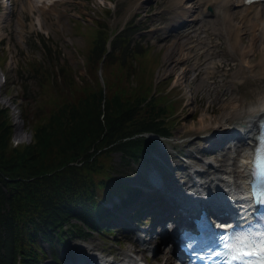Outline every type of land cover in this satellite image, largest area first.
Returning <instances> with one entry per match:
<instances>
[{
    "label": "trees",
    "instance_id": "16d2710c",
    "mask_svg": "<svg viewBox=\"0 0 264 264\" xmlns=\"http://www.w3.org/2000/svg\"><path fill=\"white\" fill-rule=\"evenodd\" d=\"M133 24L113 37L109 52L115 31L91 27L84 56L89 79L81 76V84L76 68L41 39L40 61L30 70L39 92L24 88L19 95L23 118L35 121L31 142L11 146L7 110L0 107V264H40L41 242L63 244L82 233L72 220L105 231L100 201L109 192L137 193L113 176L112 155L137 161L155 147L144 134L171 136L176 103L152 94L155 62L146 61L151 54L135 39ZM102 60L104 86L90 79Z\"/></svg>",
    "mask_w": 264,
    "mask_h": 264
},
{
    "label": "rangeland",
    "instance_id": "374dc122",
    "mask_svg": "<svg viewBox=\"0 0 264 264\" xmlns=\"http://www.w3.org/2000/svg\"><path fill=\"white\" fill-rule=\"evenodd\" d=\"M50 1L55 2L53 7H44L40 11L33 10L32 12L26 8L27 4L24 0H0L1 18L4 17L2 20H5L0 24V106L7 110L11 126L10 144L13 147L31 142V125L35 121L34 119L31 120V117V121L28 122L23 118L21 110L23 102H21L19 95L22 96L24 88H26V91H29L30 88L31 90H37L38 88L36 80H31L32 73H30V70L33 63L40 61L39 47L41 46L42 37L49 39L52 53L60 55L61 58L69 62L70 66L76 68L78 76L75 81L81 84L79 79L81 76L89 79L84 72V56L90 46L91 27L106 25L112 30H117L134 20L135 29L145 30L137 39L145 51L149 55L151 54L146 61L151 64L155 62L152 64L154 66L150 74L151 82L154 84L152 91L155 89L157 98L162 96L159 99L167 100L173 105L176 103L174 107L178 115V121L173 120L172 137L168 140L158 141L157 147L146 156L139 158L137 162L123 161L118 153L112 155L115 177L129 186L144 184L148 172L152 169L161 171L163 174L167 173L170 179L174 177L182 178L179 181L187 180L188 172L185 166L200 169L197 167L199 164H197L195 156L198 158L204 156L199 151L201 150L199 147L193 149L190 145V140L199 135V133L193 131L198 126L195 121L196 115L192 111L195 110L196 114L204 112L213 118L217 114V110L213 113L205 112L203 106L196 100L197 97H202L203 100L208 102L207 99L210 97H216L220 100L225 99L229 93H233L234 96L239 97L245 103H249L253 97L264 93V75L255 76L257 71L252 74H245L247 79L239 86V89L231 80L223 83L218 68H214L213 71L219 75L216 85L207 84L209 81L208 72L211 73V71L204 72L205 69L202 68V73L196 75V70H190L193 63L180 64L175 68V72L182 69L188 71L184 74V80H180L177 85L173 77L160 73V69H163L165 65L164 47L167 42L173 40L174 36L179 34L168 35V30L165 28L173 24L178 16L176 6L173 4L175 0H151L147 4L141 3L140 0H47V3ZM184 3L190 7L195 6L191 16L187 18L192 19L201 9L199 7L197 10L198 3L190 0H184ZM207 8L208 6H206L207 17L213 18V12L208 11ZM210 8L212 9V7ZM233 11L235 13L239 12L240 7L235 8ZM8 18L10 19L6 21ZM239 22L240 18L237 17L232 21V24L235 25ZM201 23L203 27L200 30L207 29V35L211 30L221 32L223 27L218 18L213 22ZM190 24V22L187 23V26ZM186 27L185 30L182 29L186 31ZM198 32L199 30L192 34H197V37L204 41L202 44L204 47L203 49L199 47L196 52L206 49L207 46L210 47V44L205 43L204 40L206 33ZM243 35L241 34V37H245ZM216 40L221 41L222 48L216 49V54L219 57L210 58L212 60L216 58L215 61L223 63L227 60L230 61L233 57L237 66H240V61L237 60L235 54H232L225 36L221 34L217 36ZM240 46H247V43L244 42ZM220 50L222 52H219ZM154 56L155 60H153ZM210 64L208 63L207 66L210 67ZM224 69L228 68L224 67ZM145 76H148L147 72ZM231 76H233L234 81L241 80L240 76L234 74V72L231 73ZM96 78L100 81L98 72L95 73V77L90 76V79L94 81H96ZM212 91L214 96L211 94ZM38 92L39 90H37ZM37 93L33 91L32 96H36ZM49 94L50 91H47L44 97V100L48 102L51 98ZM179 101L180 107H177ZM181 102L183 103L182 107ZM220 106L221 102L216 100L215 107ZM202 179L205 180V177ZM72 223L80 227L84 233L78 238H67L63 244H60L56 238L51 244L45 241L41 242L40 244L45 251V257L41 260V264H66L72 261L74 255L79 253V243H86V245L93 247L97 253L99 251L112 253L109 260L111 258L122 259L125 253L138 256L141 260L150 255L149 252L144 254L139 251V248H134L132 242H122L118 230L113 231L111 234H99L85 230L81 223H75L74 221ZM115 242H117V245H114ZM80 255H84V253L81 252ZM152 258L154 264H169L172 261L170 257L165 256L162 252L153 254Z\"/></svg>",
    "mask_w": 264,
    "mask_h": 264
},
{
    "label": "bare ground",
    "instance_id": "6f19581e",
    "mask_svg": "<svg viewBox=\"0 0 264 264\" xmlns=\"http://www.w3.org/2000/svg\"><path fill=\"white\" fill-rule=\"evenodd\" d=\"M24 1L27 4L26 8L30 9L32 12L33 10L40 11L44 9V7L51 8L55 5L54 1H50L49 3H47V0ZM190 1L198 3V8L199 5L200 7H202L199 13H196L192 19H188L187 17L188 14H190L191 16V12L195 10V6L190 7L188 5H185L184 0H175L173 2L178 11L179 20L183 19L181 25L176 29H182L181 26H183L184 22L191 21V24L186 32H183L181 30V33L174 36L175 38L173 36H168L173 37L174 39L167 42L164 47L165 65L163 66V69H160V73L168 77H173L175 79V84L177 85L179 84L180 80H184V74L188 71L182 69L179 72H175V68H177L180 64L193 63L192 68L190 70H196V75L202 73V68L205 69L204 72L211 71V73L208 72L209 81L207 82V84L216 85L219 75L217 74V72L213 71L214 68H218V71L222 75L221 81L223 83H227L231 80L234 85H236L237 89H239V86L246 81L247 77L245 74H252L257 71V74H255V76L264 75V4L257 3L247 5L245 4L244 0ZM206 6L213 7V18L207 17L208 14L205 10ZM236 7H240V11L237 13L233 11V9H235ZM237 17L240 18V22L233 25L232 21L235 20V18L237 19ZM217 18L223 26L221 32L211 30L209 31L210 33L208 34V36L207 29H203V31L200 30L203 27L201 22L209 23L210 21H215ZM9 19L10 18L6 19V21H8ZM2 22L4 21L0 19V24ZM197 30H199L198 33H206L204 35V40L206 41L205 43L210 44V47L207 46L206 49L200 50L198 52L196 51L197 49H199V47L203 49L204 46H202V44L204 43V41L199 39V37H197V34H192L194 32H197ZM241 31L242 33H240ZM221 34H223L227 39L232 54H235L237 60L240 61V66H237V64L234 62L233 57L230 61L227 60L223 63L220 61H215V59L219 57L218 54H216V49L222 48L221 41L216 40V38ZM241 34H244L245 37H241ZM194 42L195 44H193ZM244 42L247 43V46H240ZM219 52H222V50H220ZM189 53L191 54L189 55ZM210 57L216 58L212 60ZM208 63H211L210 67L207 66ZM224 67L228 69H224ZM232 72H234V74H238L241 80L238 79L234 81V79H232L233 76H231ZM211 94L213 95V91L211 92ZM196 100L200 102L205 112L213 113L215 112V110H217V114H215L213 118H211V116L204 112L196 114L195 110L192 111L194 112V115H196L195 121L197 122L198 126L193 129V131L199 133L198 136L190 140V145L193 147V149L200 147V143L203 141H207L205 139H208L211 134L221 129H229L230 127L233 130L234 125H242V127L246 131L245 134L253 136L256 132V124L259 118L264 115V93H260L257 96L253 97L249 103H245L239 97L234 96L233 93H229L225 99L220 100L216 97H210L209 99H207L208 102L203 100L202 97H197ZM216 100L221 102V106L218 108L215 107ZM8 106L12 107L10 105ZM186 106L187 104L185 105V107ZM249 142L250 141H248L247 143ZM226 144L228 143H225V145ZM244 145L248 144L236 145V149L232 151V154L229 153L230 150L228 146H225L222 148L221 153L216 154L214 156L212 155L219 164L218 166H210L206 170L201 172V177H206V181H204L203 184L205 186H209L212 183H215V185H221L223 183L231 182L229 187L233 186V189L235 188L243 190L247 178L246 164L248 161V151L244 150ZM209 155L211 156V154ZM195 158L197 164H199L198 166L204 167L203 165L205 163L203 162V160L198 157ZM187 167L188 165L185 168ZM157 172L158 171H155L154 169L150 170L149 176L151 180L159 179ZM188 189L191 192V186L189 188L186 180L183 179V181L178 182L176 191L186 193ZM199 189H201V187H197L195 189V197L198 196V193L196 192H198ZM172 193L175 196L170 197V200L177 202V194L175 192ZM165 200L163 199V201ZM168 202L170 203V201ZM157 205L166 206V204H163L161 202L157 203ZM166 207L169 210V214H172L174 212L176 213L175 208L171 207V205ZM158 231L159 229L152 230V232L154 233H157ZM91 250L92 249L90 248V246L80 245V251H85L88 255L89 260L85 262L86 264H88L91 259H95V263L93 264H112L110 261L95 256L93 254V251ZM125 257L133 260L131 261L132 264H140L141 259L129 253H125Z\"/></svg>",
    "mask_w": 264,
    "mask_h": 264
},
{
    "label": "snow or ice",
    "instance_id": "6c2138e0",
    "mask_svg": "<svg viewBox=\"0 0 264 264\" xmlns=\"http://www.w3.org/2000/svg\"><path fill=\"white\" fill-rule=\"evenodd\" d=\"M251 188L258 203L264 204V136L259 139L258 146H253L251 156ZM187 245L194 258L205 259L195 248L199 244V235H190ZM216 242L224 249L223 253L211 255L223 256L224 264H264V215H260L255 223L232 226L231 232L216 237Z\"/></svg>",
    "mask_w": 264,
    "mask_h": 264
},
{
    "label": "water",
    "instance_id": "95a60500",
    "mask_svg": "<svg viewBox=\"0 0 264 264\" xmlns=\"http://www.w3.org/2000/svg\"><path fill=\"white\" fill-rule=\"evenodd\" d=\"M100 70H101V67H100ZM101 82H102V80H101Z\"/></svg>",
    "mask_w": 264,
    "mask_h": 264
}]
</instances>
